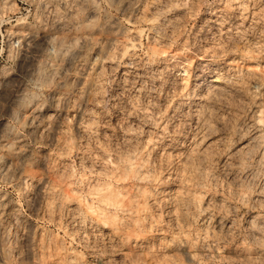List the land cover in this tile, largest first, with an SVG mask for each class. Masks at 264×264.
I'll return each instance as SVG.
<instances>
[{
    "label": "rangeland",
    "instance_id": "rangeland-1",
    "mask_svg": "<svg viewBox=\"0 0 264 264\" xmlns=\"http://www.w3.org/2000/svg\"><path fill=\"white\" fill-rule=\"evenodd\" d=\"M0 264H264V0H0Z\"/></svg>",
    "mask_w": 264,
    "mask_h": 264
}]
</instances>
